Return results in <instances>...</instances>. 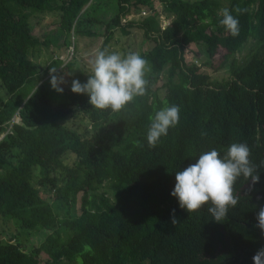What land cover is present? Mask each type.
<instances>
[{
    "label": "trees",
    "instance_id": "trees-1",
    "mask_svg": "<svg viewBox=\"0 0 264 264\" xmlns=\"http://www.w3.org/2000/svg\"><path fill=\"white\" fill-rule=\"evenodd\" d=\"M92 1L0 0V85L8 90L0 98V264H254L264 249V232L256 227L264 208V0H116L98 51L115 32L128 35L137 27L139 54L151 68L147 94L121 112L98 110L71 88L53 103L39 72L62 60L56 56L43 68L29 58L37 45L64 46L61 35L92 34L83 16ZM158 2L171 14L164 28L153 15ZM146 6L151 12L127 19ZM223 8L239 20L237 36L219 23ZM44 13L58 15L59 27L57 36L39 41L30 20ZM197 42L209 59L226 51L216 67L185 61V47ZM222 67L229 75L211 78ZM159 76L163 97L155 87ZM171 105L180 107V123L151 148L150 117ZM79 114L89 127L62 124ZM232 143L249 146L259 182L238 179L239 203L221 222L208 205L181 209L171 195L175 173L205 151L224 157ZM38 229L45 237L25 251Z\"/></svg>",
    "mask_w": 264,
    "mask_h": 264
},
{
    "label": "clouds",
    "instance_id": "clouds-1",
    "mask_svg": "<svg viewBox=\"0 0 264 264\" xmlns=\"http://www.w3.org/2000/svg\"><path fill=\"white\" fill-rule=\"evenodd\" d=\"M147 11L142 9L136 15L141 17ZM235 11L240 13L242 10L237 7ZM218 15L222 16L219 23L226 31L232 36H237L240 22L231 11L223 8ZM167 25L164 23L162 28ZM150 71L149 62L137 52L121 55L107 49L100 50L92 61L91 74L87 82L73 80L71 91L75 94L88 95L89 103L98 110L121 112L137 97L147 94L149 82L146 74ZM50 75L52 88L63 93L64 89L60 86L65 82L63 77L57 75L56 68L50 69ZM150 121L147 142L149 147L155 148L161 137L167 136L169 129L180 123V107L165 106L158 110L154 117H150ZM136 143L137 146H142L139 141ZM251 155V149L246 143H232L224 157H221L216 149L205 151L194 163L175 173L176 182L171 195L177 198L180 208L188 213L198 212L208 205L207 210L213 219L221 222L229 209L235 208L239 203V197L235 193L238 179L242 176L253 183L260 180L259 167L264 166V162H261L260 166L255 165L250 159ZM257 221L256 227L264 232V208L258 212ZM171 222L173 225L179 222L175 216V209L172 210ZM252 259L254 264H264V249H260Z\"/></svg>",
    "mask_w": 264,
    "mask_h": 264
},
{
    "label": "rangeland",
    "instance_id": "rangeland-1",
    "mask_svg": "<svg viewBox=\"0 0 264 264\" xmlns=\"http://www.w3.org/2000/svg\"><path fill=\"white\" fill-rule=\"evenodd\" d=\"M83 16L88 19L84 24V30L92 32V34L87 35H70L66 39L63 35L60 36L59 42H63L64 46L58 43L59 46L50 45H37L34 48H31L29 51V58L39 67H47L48 64L56 56H59V59L62 60V65L59 67H49L46 72L40 71V82L46 81L47 87L51 92L53 103L61 97L62 93L57 92L51 86L50 80V69L56 68L57 75L63 77L65 81L60 86L64 88H71V83L73 80L78 79L80 82L83 81L88 75L91 74V64L95 57V54L98 52L99 46L103 40V33L105 31V24L110 20L111 17L117 12V2L116 0H93L88 5L83 8ZM82 10V11H83ZM38 17H31V34L33 37L37 38L39 41H42L47 34H51L50 37L57 36L58 30V15L44 13L37 15ZM129 19L139 20L140 18L135 14L134 16L127 17ZM38 22V23H37ZM164 25V24H163ZM142 38V31L137 27L131 29V33L128 35H121L118 32L113 34L112 39L107 44L104 49H107L109 52H117L121 55H126L129 52L140 53L141 48L139 49V42ZM252 43L251 39L248 40L245 46L244 52H247L248 47ZM103 49V50H104ZM205 49L204 44L201 42L191 43L185 47V61L187 63L195 62L200 66L206 61L210 60V63L213 67H216L222 60V56L226 52L223 48H219L217 53L209 59L203 50ZM238 56V53L236 54ZM72 61L71 65L66 69L62 67L66 62ZM205 68V67H204ZM206 69V68H205ZM210 72V69L208 70ZM229 75V70L226 67H222L218 70H213L211 73V78L222 79ZM165 78L159 76L155 87L159 97L165 95V87L163 86ZM8 90L4 89L0 85V98L4 99L7 95ZM79 114L78 117H67L61 122L63 125L81 131L83 126L88 125L89 120L85 115ZM80 117V118H79ZM79 118V119H78ZM13 120L17 121V116L13 117ZM2 134H0V139ZM41 188V186H40ZM45 192V191H44ZM44 195V194H43ZM109 195L112 196V193L109 192ZM44 197L50 200L51 195L45 192ZM46 235V230L38 229L33 232L30 237L25 241L24 250H28L31 246L37 245Z\"/></svg>",
    "mask_w": 264,
    "mask_h": 264
},
{
    "label": "crops",
    "instance_id": "crops-1",
    "mask_svg": "<svg viewBox=\"0 0 264 264\" xmlns=\"http://www.w3.org/2000/svg\"><path fill=\"white\" fill-rule=\"evenodd\" d=\"M90 2H88L86 5H88ZM85 5V6H86ZM85 6H84V8H85ZM155 8L157 9V13L158 14H156V13H153V15H157V19H159L160 21H159V23H160V27L162 28V26H163V24L164 23H167V24H169L170 23V20H171V14H169V13H167V12H163L162 10H163V5L161 4V3H157L156 5H155ZM142 9H145V10H150L149 9V7H143ZM153 11V10H152ZM139 18H141V17H139Z\"/></svg>",
    "mask_w": 264,
    "mask_h": 264
},
{
    "label": "built area",
    "instance_id": "built-area-1",
    "mask_svg": "<svg viewBox=\"0 0 264 264\" xmlns=\"http://www.w3.org/2000/svg\"><path fill=\"white\" fill-rule=\"evenodd\" d=\"M143 14H145V12H143Z\"/></svg>",
    "mask_w": 264,
    "mask_h": 264
}]
</instances>
